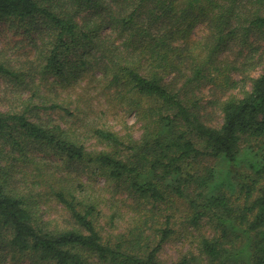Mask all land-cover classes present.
I'll return each mask as SVG.
<instances>
[{
	"label": "trees",
	"instance_id": "obj_1",
	"mask_svg": "<svg viewBox=\"0 0 264 264\" xmlns=\"http://www.w3.org/2000/svg\"><path fill=\"white\" fill-rule=\"evenodd\" d=\"M10 24L36 29L30 63L42 75L54 74L63 89L84 74L98 79L141 132L90 124L89 148L79 126L41 117L71 114L69 95L0 111V248L43 264H166L158 253L180 222L199 233L174 264H264V48L250 44L264 42V0H0V25ZM197 25L206 32L193 39ZM233 43L240 49L225 56ZM0 73L10 74L1 63ZM13 75L23 83V73ZM3 161L22 169L5 172ZM79 167L131 200L128 235H101L99 202L79 182ZM17 173L62 205L67 228L37 225ZM204 225L211 234L200 232Z\"/></svg>",
	"mask_w": 264,
	"mask_h": 264
},
{
	"label": "rangeland",
	"instance_id": "obj_2",
	"mask_svg": "<svg viewBox=\"0 0 264 264\" xmlns=\"http://www.w3.org/2000/svg\"><path fill=\"white\" fill-rule=\"evenodd\" d=\"M36 32V29L35 31H26L25 28L16 24L0 25V63L10 72V74L0 73V111H18L21 110L22 106L28 104L31 106H41L40 101L43 100L40 98L41 94H44L45 101L49 102L46 103L47 106L51 102H60L69 95L68 101H64L63 106L71 114H62L61 110H48L47 112L41 111V117L44 120H48L49 116L50 120L64 128H70L71 131H75L79 126L78 132L79 130L83 132L81 134L83 136L82 141L84 140V143L89 148L94 147V141L85 128L90 124L99 126L106 124L114 130H121L122 126L126 123L132 127L135 136H139L141 131L134 114H125L115 106L113 100L109 102L107 96H104L102 88L100 89L101 82L98 79L91 82V80H88L90 75L84 77V74L76 81L77 84L75 86L73 84V88L63 89L61 85L55 84L58 81L55 80L54 74L46 73L42 75L39 72L38 65L32 66L30 61L33 59L35 52L33 51L31 41L36 37ZM205 32L204 25H197L191 35L193 39H200L204 36ZM250 42L253 49L264 48L263 41ZM248 48L246 46V50ZM238 49H240L238 44H230L227 48L228 51L225 52V56L232 57ZM29 69L33 71L30 72ZM258 72H252V75L256 76ZM15 73H23V83L22 81H15V76L13 75ZM89 73L97 76L95 69H92ZM232 93L237 94L238 90ZM80 94L85 100L83 98L80 101L76 100ZM205 97L202 101L203 104H206L208 100V92H205ZM76 101L79 103H76ZM83 103L87 105V108L84 111H80L79 109H82ZM208 111H212V109L209 108ZM213 112L216 111L213 110ZM207 122L213 126L218 124L220 122L219 112L217 111L215 115H212V118L209 117ZM80 127L82 128L80 129ZM35 155L42 156L39 152L35 153ZM212 163L219 166L217 160H214ZM2 166L4 171L8 173H12L15 169L18 171L22 169L19 165L14 169L9 166L5 167L4 161L2 162ZM220 167L222 169L226 168L223 164ZM79 168L81 169L82 167ZM8 176L10 175L8 174ZM17 177L21 178L18 185L21 187L22 193L25 194V198L32 205L34 219L39 227L50 231L65 229L69 226L67 212L48 191L43 187L31 185V179L25 182L29 178H25L22 173H17ZM78 179L79 182L86 184L84 189L91 195L96 196L99 202L98 210L100 213L97 216V225L101 235L105 239L110 238L112 240H114L116 234L128 235L129 230L134 227L135 222L132 220L133 213L129 208L131 200L127 199L122 188H118L114 183L106 182L99 173H92L87 168L82 170V174ZM172 228L174 229V233L161 245L158 253L159 260L166 264H174L182 255L193 251L194 244L191 243L190 236L199 233L188 231L185 225L180 224V222L173 224ZM200 232L211 234V229L209 226L204 225ZM0 264L43 263L36 262L32 254L20 253L4 243L0 248Z\"/></svg>",
	"mask_w": 264,
	"mask_h": 264
}]
</instances>
